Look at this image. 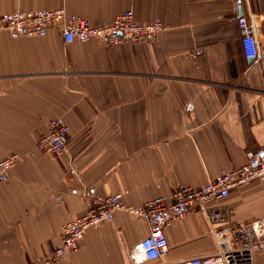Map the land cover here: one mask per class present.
<instances>
[{"label": "crops", "instance_id": "0c3cea01", "mask_svg": "<svg viewBox=\"0 0 264 264\" xmlns=\"http://www.w3.org/2000/svg\"><path fill=\"white\" fill-rule=\"evenodd\" d=\"M234 1L0 0V14L64 7L98 24L132 10L138 22L163 25L146 41L118 45H66L58 29L17 38L0 31V160L22 157L0 184V264H36L55 249L60 226L90 207L81 190L139 204L178 185L202 187L264 145V0L237 9ZM240 8L253 17V60L242 51ZM54 117L69 127L66 149L43 153L36 142ZM211 205L228 207L231 225L264 219V180ZM147 234L143 219L118 210L51 264H128L127 249ZM165 234L167 251L143 264L215 251L198 210ZM254 264H264V251Z\"/></svg>", "mask_w": 264, "mask_h": 264}, {"label": "built area", "instance_id": "2783aa9c", "mask_svg": "<svg viewBox=\"0 0 264 264\" xmlns=\"http://www.w3.org/2000/svg\"><path fill=\"white\" fill-rule=\"evenodd\" d=\"M244 0H235L237 9ZM243 54L246 58L259 57L255 25L251 13L237 17ZM50 29L62 33L64 43L98 40L105 45L125 42L146 41L163 29L156 18L148 22H138L132 10H126L110 19H102L92 24L88 19L76 14H68L64 7L14 11L0 14V31H7L12 38L19 36H43ZM199 53V51H197ZM69 127L62 117L48 120L47 131L36 142L43 153L60 154L66 149V135ZM22 157L9 155L0 160V184L10 179L9 171ZM253 180H264V145L245 153L241 166L221 171L204 186L194 188L178 185L171 192L158 195L139 204H128L123 193L109 196H80L90 199V207L81 216L60 226L61 242L36 264H51L60 258L76 252L87 229L112 221L118 210L141 218L148 226V234L136 245L127 249L128 264H143L160 258L168 247L166 227L189 212L198 210L208 221L215 242V251L208 255L181 260L180 264H254L255 254L264 251V219L230 224V211L226 206L211 205V202L226 197L238 186Z\"/></svg>", "mask_w": 264, "mask_h": 264}, {"label": "water", "instance_id": "95a60500", "mask_svg": "<svg viewBox=\"0 0 264 264\" xmlns=\"http://www.w3.org/2000/svg\"><path fill=\"white\" fill-rule=\"evenodd\" d=\"M239 16H241L242 15V10H241V8L239 9V14H238ZM249 60H253V58H249Z\"/></svg>", "mask_w": 264, "mask_h": 264}]
</instances>
